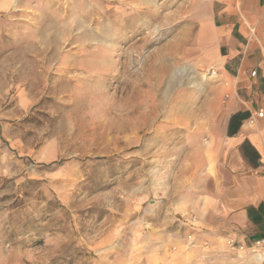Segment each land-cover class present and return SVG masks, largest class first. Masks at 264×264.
Here are the masks:
<instances>
[{"label": "rangeland", "instance_id": "374dc122", "mask_svg": "<svg viewBox=\"0 0 264 264\" xmlns=\"http://www.w3.org/2000/svg\"><path fill=\"white\" fill-rule=\"evenodd\" d=\"M191 7L0 0V264H227L165 208L222 107Z\"/></svg>", "mask_w": 264, "mask_h": 264}, {"label": "crops", "instance_id": "0c3cea01", "mask_svg": "<svg viewBox=\"0 0 264 264\" xmlns=\"http://www.w3.org/2000/svg\"><path fill=\"white\" fill-rule=\"evenodd\" d=\"M189 18L194 63L215 74L206 80L215 79L222 107L192 145L197 155L184 163L167 221L194 230L227 264H260L255 256L264 259V244L256 253L254 243L264 239V0H192Z\"/></svg>", "mask_w": 264, "mask_h": 264}, {"label": "built area", "instance_id": "2783aa9c", "mask_svg": "<svg viewBox=\"0 0 264 264\" xmlns=\"http://www.w3.org/2000/svg\"><path fill=\"white\" fill-rule=\"evenodd\" d=\"M210 70H211V69H210ZM211 72L213 73L212 70H211ZM255 74H256V71H252V72H251V75H252V76H254ZM258 116H262V113L259 112V113H258ZM263 244H264V239H260V240L255 241L254 245H255V247H256L257 249H254V250H255L256 253H259L258 248L261 247ZM263 262H264V259H262L261 264H262Z\"/></svg>", "mask_w": 264, "mask_h": 264}, {"label": "bare ground", "instance_id": "6f19581e", "mask_svg": "<svg viewBox=\"0 0 264 264\" xmlns=\"http://www.w3.org/2000/svg\"><path fill=\"white\" fill-rule=\"evenodd\" d=\"M215 77V74L212 73V75L210 74L209 76H207L206 74L202 75L203 79H208V78H212ZM255 259H257V262L260 263L262 261V258L260 256H255ZM261 264V263H260Z\"/></svg>", "mask_w": 264, "mask_h": 264}]
</instances>
